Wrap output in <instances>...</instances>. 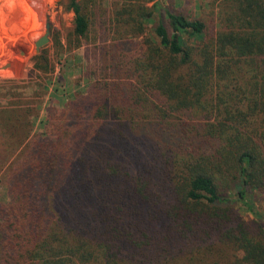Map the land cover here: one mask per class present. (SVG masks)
Returning <instances> with one entry per match:
<instances>
[{
  "label": "trees",
  "instance_id": "obj_1",
  "mask_svg": "<svg viewBox=\"0 0 264 264\" xmlns=\"http://www.w3.org/2000/svg\"><path fill=\"white\" fill-rule=\"evenodd\" d=\"M148 1L102 14L90 84L42 132L0 106V264H264V215L234 206L264 198V0L209 22ZM89 3L68 4L86 40Z\"/></svg>",
  "mask_w": 264,
  "mask_h": 264
},
{
  "label": "rangeland",
  "instance_id": "obj_2",
  "mask_svg": "<svg viewBox=\"0 0 264 264\" xmlns=\"http://www.w3.org/2000/svg\"><path fill=\"white\" fill-rule=\"evenodd\" d=\"M81 1V0H79ZM93 1V2H92ZM122 0H91L92 26L88 40L74 35V12L68 8L70 0H0V106L16 108L33 124V132H42L47 108L61 109L74 92L84 91L90 79L84 74L88 62L98 53V20L110 21L113 8ZM147 5L153 1L141 0ZM170 6L173 12L202 16L209 22L217 9L218 0H157ZM157 19V14L153 15ZM49 24V27H48ZM108 39L113 40L115 29L108 23ZM47 35L46 44L37 48L36 40ZM96 37V39H94ZM123 40V39H122ZM47 51L53 66L50 73L35 68L34 56ZM1 130V129H0ZM1 177V166H0ZM1 182V181H0ZM0 183V201L6 199ZM251 204L234 203L239 213L254 227V212L264 215V198L248 193Z\"/></svg>",
  "mask_w": 264,
  "mask_h": 264
},
{
  "label": "water",
  "instance_id": "obj_3",
  "mask_svg": "<svg viewBox=\"0 0 264 264\" xmlns=\"http://www.w3.org/2000/svg\"><path fill=\"white\" fill-rule=\"evenodd\" d=\"M76 1H79V0H76ZM48 27H49V24H48ZM49 38L48 36L45 34L41 37H39L37 40H36V46L37 48H40L41 46H43L44 44H46L48 42Z\"/></svg>",
  "mask_w": 264,
  "mask_h": 264
}]
</instances>
